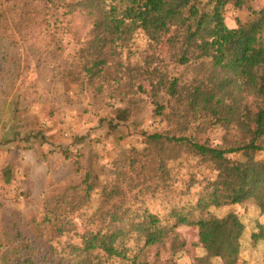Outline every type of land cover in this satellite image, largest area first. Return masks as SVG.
Returning a JSON list of instances; mask_svg holds the SVG:
<instances>
[{
	"label": "trees",
	"instance_id": "trees-1",
	"mask_svg": "<svg viewBox=\"0 0 264 264\" xmlns=\"http://www.w3.org/2000/svg\"><path fill=\"white\" fill-rule=\"evenodd\" d=\"M6 1L13 4L3 9ZM253 2L0 4V35L8 28L20 36L38 28L44 35L60 32L70 39L74 60L59 68L57 75H62L50 77L49 83L71 81L69 73L82 90L90 87L97 96L108 95L113 129L131 119L142 96L151 99L153 116L172 126L166 133L143 134L145 148L129 156L125 172L101 186L92 215L86 213L100 188L94 166L85 168L78 183L49 190L40 215L17 230L5 264H103L114 258L130 264H185L178 259L186 254L192 257L188 264H214V259L264 264V223L248 222L236 210L250 205L264 214V162L256 158L264 151V7L256 9ZM229 7L246 10L249 17L237 18L236 27H230ZM59 10L64 18L51 21ZM137 36L147 41L141 50L133 47ZM40 121L43 137L42 131L53 127ZM210 128L223 132L221 143L193 136ZM185 153L214 173L203 178L199 190H194L196 180L186 189L176 188L171 164ZM74 166L80 170L77 162ZM11 170L5 171L6 183L11 182ZM149 199L159 201L163 214L150 207ZM183 226L196 228L198 238H183L178 230ZM152 248L154 260L142 258Z\"/></svg>",
	"mask_w": 264,
	"mask_h": 264
},
{
	"label": "rangeland",
	"instance_id": "rangeland-1",
	"mask_svg": "<svg viewBox=\"0 0 264 264\" xmlns=\"http://www.w3.org/2000/svg\"><path fill=\"white\" fill-rule=\"evenodd\" d=\"M3 1L0 0V4ZM11 4L6 1L2 8L6 9ZM253 6L263 8L264 0H254ZM228 11L227 24L230 27H236L237 18L244 20L249 17L246 10L229 7ZM62 12L56 11L50 20L61 17ZM56 33L57 36L50 37L37 28L20 36L8 28L0 35V264H5L7 251L15 245L17 230L25 228L31 219L40 215L49 190L78 183L85 168L94 166L100 188L93 194V202L86 213L87 216L92 215L99 206L101 186L121 171L125 172L124 162L136 150L141 152L145 148L143 134L166 133L172 128L166 119L153 116L151 99L147 96L140 97L142 102L133 106V116L128 122L113 129L109 119L114 111L108 103L109 98L105 97L108 95L97 96L90 87L82 90V84L75 82L69 73L68 78L72 82L59 80L49 83L50 77L62 75H57L59 68H67L74 60V46L70 39ZM146 45V39L137 36L133 47L141 50ZM59 46V50L55 49ZM43 93L44 98L39 101V95ZM39 121L53 127L42 131L43 137L39 136ZM193 133L200 141L210 138L216 144L221 143L224 135L214 128ZM256 158L264 162V151L258 152ZM75 162L80 167L79 171L74 166ZM171 166L179 190L186 189L193 180L198 182L194 190H199L204 177H214L209 168L199 165L197 159L186 153ZM9 168L12 169V178L10 183H6L4 174ZM148 204L163 214L164 207L157 199H149ZM236 210L245 214L248 222L259 219L264 223V214L260 215L250 205ZM178 230L187 241L198 238L196 228L183 226ZM66 238L70 240L71 236ZM131 247L135 249L134 244ZM154 254L155 249L152 248L142 258L153 261ZM162 256L167 257L165 254ZM191 260L190 254L178 259L185 264ZM103 264L130 263L114 258ZM214 264L222 262L214 259ZM258 264L262 263L259 261Z\"/></svg>",
	"mask_w": 264,
	"mask_h": 264
},
{
	"label": "built area",
	"instance_id": "built-area-1",
	"mask_svg": "<svg viewBox=\"0 0 264 264\" xmlns=\"http://www.w3.org/2000/svg\"><path fill=\"white\" fill-rule=\"evenodd\" d=\"M1 157V156H0Z\"/></svg>",
	"mask_w": 264,
	"mask_h": 264
}]
</instances>
